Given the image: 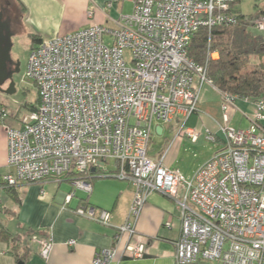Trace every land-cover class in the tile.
<instances>
[{"label": "built area", "instance_id": "obj_1", "mask_svg": "<svg viewBox=\"0 0 264 264\" xmlns=\"http://www.w3.org/2000/svg\"><path fill=\"white\" fill-rule=\"evenodd\" d=\"M124 1L132 3V11L121 12L114 26L94 24L32 48L26 78L38 88V104L21 118V126L4 125L9 171L0 193L21 183L69 178V204L77 190L90 194L96 177L129 181L134 196L128 217L116 227V245L95 253V264H108L122 236L137 234L136 223L154 192L180 207L176 264H264V95L240 99L253 108L250 124L233 127L229 113L238 110V97L218 90L207 64L187 53L200 28L235 23L234 7L226 0H111L107 7ZM257 27L263 30L264 22ZM205 84L219 92L224 118L218 133L205 135L222 147L186 178L165 164L166 152L150 154L152 138L158 125L161 135L165 132L159 121H176L175 139L199 140L202 130L187 127V121L199 111ZM8 117L0 104V119ZM109 162L112 168H106ZM75 212L112 225L107 209L87 205ZM39 243L48 260L51 237ZM145 254L140 241L130 240L123 251L132 258Z\"/></svg>", "mask_w": 264, "mask_h": 264}, {"label": "crops", "instance_id": "obj_2", "mask_svg": "<svg viewBox=\"0 0 264 264\" xmlns=\"http://www.w3.org/2000/svg\"><path fill=\"white\" fill-rule=\"evenodd\" d=\"M11 1L18 8L17 18L15 22L12 21L11 30L15 33V29L21 32L24 29L28 35L31 37L36 35L40 40L73 33L94 24L114 26V20L119 18L111 15L114 7L118 5L122 8L127 3L132 5L124 1L114 3L108 8L107 3L111 0ZM2 3L4 0H0V14L4 21ZM90 11L93 12L92 15L89 14ZM38 42H35V45ZM8 101L4 92L0 90V104L8 108L6 106ZM237 106L238 110L231 113L232 118H236L238 114L241 123L245 122V126L240 123L235 128H247L250 124L248 117L252 114L253 108L240 99L237 100ZM199 118L201 120L209 118L207 123L209 121L212 128L209 124H206L208 127H197ZM223 119L220 95L218 106L217 103L209 102L200 96L199 111L189 117L187 127L199 128L203 133L207 130L218 133V124L222 123ZM5 124L19 127L21 118L15 115L14 118L0 119V181L9 171ZM175 126L169 124L168 128L174 130ZM150 154L156 157L160 153L153 154L151 150ZM91 183L90 194L77 190L69 204L65 202L66 195L72 190L69 178H64L60 183L53 180L35 184L21 183L16 186L19 201L11 195L9 189L1 191V221L13 233H19L24 245L29 246L23 264H95L94 256L98 250L116 244V227L123 224L128 217L134 186L129 181L110 177H96ZM63 185H69L71 189L64 192L61 190ZM42 190L45 191L44 195L41 194ZM4 193L7 194V201H13V206H7V201L6 205L2 206ZM87 205L111 211L112 225L102 224L75 212L78 207ZM168 221L172 222L171 227H168ZM180 227L181 213L177 202L160 192L150 194L136 223L137 234L132 238L128 234L122 236L116 246V257L108 264H176L174 242L180 235ZM48 236L51 237L53 246L48 260H44L40 254L39 238ZM69 240H76V244L69 246ZM130 240L145 243L146 254L143 257L132 258L123 255L124 248ZM9 250L7 243L0 242V264H17L16 258Z\"/></svg>", "mask_w": 264, "mask_h": 264}, {"label": "trees", "instance_id": "obj_3", "mask_svg": "<svg viewBox=\"0 0 264 264\" xmlns=\"http://www.w3.org/2000/svg\"><path fill=\"white\" fill-rule=\"evenodd\" d=\"M226 1L234 7L235 23L212 29L200 28L191 37L187 53L198 64H207V75L218 90L238 99L258 98L264 95V34L255 29L259 22H264V3L257 6L256 13L246 15L238 8L241 0ZM32 38L35 42L42 41L36 35ZM214 51H217V57H211ZM29 107L34 109L36 106ZM8 189L19 201L16 186ZM0 242L7 243L17 264L25 263L29 246L24 245L22 236L10 231L1 219Z\"/></svg>", "mask_w": 264, "mask_h": 264}, {"label": "rangeland", "instance_id": "obj_4", "mask_svg": "<svg viewBox=\"0 0 264 264\" xmlns=\"http://www.w3.org/2000/svg\"><path fill=\"white\" fill-rule=\"evenodd\" d=\"M262 3H264V0H241L238 8L243 14H254L256 13L257 6ZM13 6L15 12L18 13L16 5L13 4ZM131 11V4L127 3L125 6H122V8L116 5L114 7V11L111 12V15L119 17L121 12L128 13ZM255 30L256 32L264 34V29L260 30L258 28ZM12 42L13 47L11 54L17 63V66L19 63L20 71L15 73L14 76V80L16 82V92L13 94H7L4 92V96L9 99L6 105L8 106V108L6 107L9 114L8 118H14L15 115H18L20 118H24L30 113L29 106H36L38 104V88L32 80L26 78L28 59L32 48L35 46V41L25 32L24 29L22 32L19 29H15V33L12 35ZM125 55L127 61H129V50L126 51ZM7 85L8 84L4 86V89L8 88ZM201 97H205L209 102L215 104L217 103L218 106L219 94L212 86L205 84L201 90ZM240 102L241 101H239V103ZM214 106L216 107V105ZM201 112L203 113L202 110ZM229 116L232 117L231 113H229ZM235 117L236 118H230L229 124L234 127H238L241 123V118L238 114ZM208 119L209 118H204L201 120L199 118V121H197V127L204 128L208 127L206 124H209L212 128V124L209 123V121L207 123ZM159 122L164 125L165 133L163 135L158 133L153 135L151 150L153 154L156 153L157 155L159 153L166 152L167 156L165 158V164L170 168L179 169L186 178L192 177V175L222 147V143L208 140L205 133H203L196 142H193L189 138L176 140V129H169V124L163 123L162 121ZM175 123L176 121L171 124L175 125ZM241 125L245 126V122H242ZM113 166L114 162H109L106 168H112ZM69 189H71L69 185H63L61 188L64 192ZM78 195H80V192H78ZM3 197L4 200L2 199V206L6 205L7 194L4 193ZM13 204L12 200L7 201V206L11 207Z\"/></svg>", "mask_w": 264, "mask_h": 264}, {"label": "water", "instance_id": "obj_5", "mask_svg": "<svg viewBox=\"0 0 264 264\" xmlns=\"http://www.w3.org/2000/svg\"><path fill=\"white\" fill-rule=\"evenodd\" d=\"M14 32L10 28L8 22L2 20V15L0 14V90L7 93L13 94L16 92V82L13 79V74H6L7 61L10 59V51L12 50L13 42L12 35ZM19 63L15 72H19ZM6 80H11L8 88L4 89L3 85ZM158 134H162V126L158 125L156 129ZM95 169H93L94 171Z\"/></svg>", "mask_w": 264, "mask_h": 264}, {"label": "flooded vegetation", "instance_id": "obj_6", "mask_svg": "<svg viewBox=\"0 0 264 264\" xmlns=\"http://www.w3.org/2000/svg\"><path fill=\"white\" fill-rule=\"evenodd\" d=\"M13 4L8 1V0H5L4 3H2V12L4 14V21L8 22V24L10 23V28H11V24H12V21L15 22L16 21V18H17V12H15L14 8H13ZM13 47V46H12ZM12 50L10 51V59H8L7 61V70H6V74L9 75L10 73L13 74V79H14V76H15V69L17 68V63L15 62L14 58L12 57V54H11ZM10 81L11 80H6L4 82V85L5 86L6 84H8L7 86H9L10 84Z\"/></svg>", "mask_w": 264, "mask_h": 264}]
</instances>
